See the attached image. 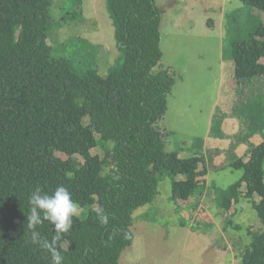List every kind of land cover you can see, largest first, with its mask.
<instances>
[{"label": "trees", "instance_id": "16d2710c", "mask_svg": "<svg viewBox=\"0 0 264 264\" xmlns=\"http://www.w3.org/2000/svg\"><path fill=\"white\" fill-rule=\"evenodd\" d=\"M239 1L264 13V0ZM52 3L0 0V264H51L49 252L30 243L29 195L37 186L51 192L59 185L81 210L57 242L64 264H120L134 241L133 214L154 201L161 175L170 176L171 200L179 205L200 192L207 159L195 144L188 158L166 152L159 123L176 81L167 68L153 73L163 58L156 0H107L121 55L105 76L53 56ZM231 58L235 80L250 85L264 77L263 22L248 38L231 41ZM249 128L238 141L245 152L238 156L234 148L228 163L242 176L216 201L226 213L242 199L252 204L263 229L248 231L240 264H264V135L262 143L250 142L264 124ZM100 145L104 158L92 154ZM100 210L109 216L107 226ZM37 231L48 241L54 236L47 221Z\"/></svg>", "mask_w": 264, "mask_h": 264}, {"label": "rangeland", "instance_id": "374dc122", "mask_svg": "<svg viewBox=\"0 0 264 264\" xmlns=\"http://www.w3.org/2000/svg\"><path fill=\"white\" fill-rule=\"evenodd\" d=\"M78 3L53 0L48 45L53 56L67 58L80 69L93 67L105 76L121 55L107 0ZM156 3L161 9L163 58L153 73L167 68L176 81L159 123L166 152L179 151L188 158L195 144L194 149L200 148L207 159L208 174L199 178L200 192L179 205L171 200L170 176L161 175L154 201L133 214L134 241L122 253L120 264H240L250 243L248 231L260 232L263 225L246 199L228 213L216 200L218 192L242 176L241 170L228 165L234 148H239L238 156L246 149L238 141L244 142L250 126L259 130L264 124V77L250 86L234 79L231 41L248 38L264 24V13L239 0ZM260 63L264 64V58ZM85 119L87 124L89 118ZM92 154L104 158L105 149L100 145ZM57 155L67 159L63 153ZM110 161L106 170L112 167ZM255 200L260 197L256 195ZM229 220L241 230L228 225Z\"/></svg>", "mask_w": 264, "mask_h": 264}, {"label": "clouds", "instance_id": "9594fccd", "mask_svg": "<svg viewBox=\"0 0 264 264\" xmlns=\"http://www.w3.org/2000/svg\"><path fill=\"white\" fill-rule=\"evenodd\" d=\"M29 214L27 227L30 230V243L47 250L51 257V264H64V256L57 248L65 234L73 226V218L79 214V206L73 199L72 193L63 185L57 186L51 192L35 187L29 195ZM98 219L102 226H107L109 216L103 211L98 212ZM45 221L52 226L54 236L51 241L41 237L37 227Z\"/></svg>", "mask_w": 264, "mask_h": 264}, {"label": "crops", "instance_id": "0c3cea01", "mask_svg": "<svg viewBox=\"0 0 264 264\" xmlns=\"http://www.w3.org/2000/svg\"><path fill=\"white\" fill-rule=\"evenodd\" d=\"M262 78V77H261ZM257 79V78H256ZM254 81H255V79H254ZM250 86V85H249ZM248 86V87H249ZM263 135H264V131H263V133H256L254 136H252L250 139H254V140H256L258 143H259V140H260V143H262V141H263ZM252 142V141H251ZM252 143H254V142H252ZM259 143V144H260ZM255 145H256V143H254ZM258 145V144H257ZM245 146V145H244ZM242 147H243V145H242ZM237 149H239V148H237ZM237 149L235 150V154H238V152H236L237 151ZM245 152V151H244ZM239 155V154H238ZM241 156V155H240Z\"/></svg>", "mask_w": 264, "mask_h": 264}]
</instances>
